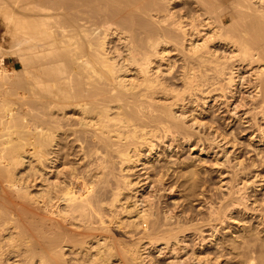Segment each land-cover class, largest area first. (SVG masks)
<instances>
[{
	"label": "bare ground",
	"instance_id": "1",
	"mask_svg": "<svg viewBox=\"0 0 264 264\" xmlns=\"http://www.w3.org/2000/svg\"><path fill=\"white\" fill-rule=\"evenodd\" d=\"M0 15L7 50L22 65L7 72L0 59V88L6 89L0 97V264H157L144 262L152 257L140 252L145 244L160 258L170 254L166 264H205L202 253L180 257L199 221L184 224L170 209L160 215L152 197L122 201L135 186L166 189L174 170L167 164L149 170L156 155L191 143L203 152L186 103L222 99L250 142L264 141V0H0ZM17 88L18 109L7 97ZM220 130L212 143L225 146L229 160L227 147L238 133ZM238 156L235 165L245 169ZM26 162L29 169L17 172ZM210 207L208 220L216 223L206 220L209 239L226 225L229 211ZM196 238L199 248L213 240ZM90 243L87 257L82 250ZM82 245L76 255L85 258L78 259L73 250Z\"/></svg>",
	"mask_w": 264,
	"mask_h": 264
},
{
	"label": "rangeland",
	"instance_id": "2",
	"mask_svg": "<svg viewBox=\"0 0 264 264\" xmlns=\"http://www.w3.org/2000/svg\"><path fill=\"white\" fill-rule=\"evenodd\" d=\"M1 19H2V16H1ZM1 22H2V20L0 21V23ZM3 25H4V22H2V25L0 24V45H2L1 43H3V45H2L3 48H2V46H0V50L3 51V52H1L0 59H1V57L3 59L2 67L3 68L5 67L4 69L8 70L7 72H11V70H13L14 68L20 69L22 67V65H21V62H20L18 56L13 54V53L11 54V52L9 51L12 48L9 47L10 42H8L9 38L7 37V35L5 36L6 33L3 34L5 32V25L4 26ZM1 27H2V29L3 28L4 29L2 30ZM1 33H2V35H1ZM3 36L5 38H3ZM6 39H8V40H6ZM4 40H6L9 43V45H7L6 44L7 42H5ZM4 42L7 46L4 44ZM4 45H5V48H4ZM8 48H9V50H7ZM5 49H6V51H5ZM4 51H5V53H4ZM7 51L9 53H6ZM4 54H6V55H4ZM8 54H10V55H8ZM14 92H15V94L10 93V94H8L7 97H9V99H11V100H12V98L14 99L12 101V103H14L12 105L13 107H15V108L17 107V109L22 108L23 102L21 100L23 98L21 95V89L17 88ZM5 94H6V89L0 88L1 99H2V97L5 98ZM217 95H215V96H217ZM18 97L20 99V103L18 102L19 106L16 103V100L18 101V99H15ZM199 100H198V102H192V104H191V102H189L188 104L186 103V106L184 107V111L186 112L185 114L187 115L186 119H188L187 120L188 124H191V122H192V124L194 122H196L192 126L195 128V129L193 128L194 131L195 130L197 131V129H198V132H199V133H197V136L199 135L198 139L201 140L203 143L204 142L206 143V144L204 143L205 145L203 144V147L201 146V144H200V147L199 146L196 147V148H203L202 149L203 152L200 154L199 149L192 150L191 149L192 146H195L196 143H193V144L191 143V144H186V145L182 144V146H180V148L177 150V152L174 150V152L173 151L163 152V154H161L159 157L156 155L157 157L155 156L151 161L147 162V164H148L147 167H149V170H152L153 167H157L160 165H164V164L166 165L167 164V166L172 167L170 169H173L174 170L173 172H175V170L177 169L175 173L172 172V174H174L177 177L171 176L172 178L170 180H168L169 184L166 186V189L162 190V191L161 190H159V191L157 190L156 192L152 191L153 189L150 188L151 185L150 186L145 185L142 187H136L135 186L134 189L131 191L132 193L129 191L130 193L128 192L126 194L127 196L126 195L124 196L126 198H123L124 200L122 199L123 200L122 202L126 205H130V204H134L136 200H140V198H141V200L143 199V200L147 201V199L149 197L150 198L152 197L151 199L154 198L153 199L154 204L156 202V206L159 207L160 215L161 214L164 215L163 214L164 211H167L170 209L169 211H171V213H172L171 216H174V217L176 216L175 219H177V217L179 216L180 221H182V223L184 222V224H187V221H189L190 223L189 222L188 223L190 225H194V222L196 225H198L197 223L199 221V225L196 227L197 232L194 229L195 232L193 230H192L193 232H191V230H190L189 231L190 234H189V232L186 234L187 240H186L185 244H188L187 247H189V248H187L185 250L186 256L184 253H183V255L180 256L182 259L183 258L185 259L187 257V255L190 256V254H192L194 252L195 254H198V255L202 253L201 254L202 257L205 256V257H203L205 261L202 260V262L205 264H245V263L250 264L251 261L249 260L248 256L252 255L251 254L252 251L249 250L247 252L244 248H245V246H249V248L254 247V246H251V243L254 242V243H252V245H255V247L251 248V249H254V252H252L254 255L250 256V259L252 260L251 264H264V163L262 162L264 158L262 159V161H260L261 158L264 157V156H262V155H264V141L261 142L260 137H257V138L255 137L250 142V140L248 139L249 138L248 136H250V134L247 132V130L245 131L246 132V134H245V132H244L245 129L243 130L244 123L240 122V120H234L232 122L231 121L232 119L228 118L229 113L228 112L226 113L225 103L223 102L224 100L218 98V100H217L218 103H216L217 105H215V103L212 105L213 100L209 101L208 103L211 102L210 104H208L209 106L208 105L203 106V104H202L203 100L201 98H199ZM193 103H195V104H193ZM218 105H221V109H219L217 107ZM10 106H11V104H10ZM217 108H218V111H217ZM245 125H246V123H245ZM198 127H200V128H198ZM232 127L234 128V132L236 134L238 133V135L235 134L236 137H238V138L235 139L236 145L233 144L234 142L231 143L232 146L235 145V148H233L231 145H229L227 147V149L229 150V151L228 150L227 151L230 154V156H229L230 159L226 160L225 159L226 156H225V154H223L224 149L221 150L225 146H220V148H218L215 145L216 141H215V143H212L214 141L211 138H214V135H217V133L214 134L215 131L220 130V129H224L225 131L220 130L219 132L221 133L223 131L224 134H227L226 132L229 133V129H230V131L233 130ZM209 131H210V133H209ZM209 135H212V137ZM197 136H196V138H197ZM206 137L208 139H206ZM229 137L231 138V136H229ZM220 139H221V137L218 138V141ZM223 143L221 142V144H223ZM256 152H258V155H256ZM259 153H262L261 154L262 157L260 156ZM234 156L235 157L238 156V159L243 160L244 163L246 162L244 164L245 169H243V167L241 168V166H239V165H235V164H237L238 160H236ZM255 156H257V157H255ZM254 158H256L257 161ZM257 158H259V162H258ZM180 161H181V163H180ZM226 161L227 162L232 161V163H234V164H232V163L230 164V162L227 163ZM254 161L257 163L254 164L255 163ZM171 163H173V164H171ZM251 164H254V165L251 166ZM233 165L235 167L239 166L241 168V170L243 169L242 170L243 172L239 171L240 168L238 169V167H237V169L239 172H236L237 170L234 171L236 168ZM151 166H153V167H151ZM21 167L23 170L20 169V167H19L16 171L17 172H20V171L24 172V170L27 171V169H29V164H27V162H26V164H24ZM191 167L192 168L194 167L196 170L193 168L194 171H192ZM178 169L182 170V174L181 173L177 174V172H180ZM188 169H189V173H191L192 175L188 173ZM184 170H186L187 173ZM29 171H31V170H29ZM138 171L139 170H136V172L134 171V173L138 174L137 173ZM141 172H143V171H140V173ZM194 172H195V174H194ZM235 172L238 174L236 175ZM179 174H180V176H179ZM182 175H184L186 177V179L184 176H183L184 177L183 178ZM193 176H195V177H193ZM135 177L136 176H134V178ZM178 177L181 179L180 180L177 179ZM0 178H2V176H0ZM194 178H195V180H194ZM183 181H184V183H183ZM2 182L3 181L0 180V190L2 187L1 186ZM171 182L173 184H171ZM192 182L195 185H193ZM169 185L171 187L175 186L176 189L174 187V189L172 190L173 192L168 190ZM188 186H190V187H188ZM181 187H183V188H181ZM231 188H233V189L231 190ZM182 190L183 191L185 190L184 191L185 194ZM136 191H138V193H136ZM231 191H233L234 193ZM1 192H2V190H1ZM1 192H0V195H2V196H0V197L4 200V195L2 194L3 192L2 193ZM150 192H152V193H150ZM153 192L155 194L157 193V195L155 196L157 198L154 197ZM159 192H161V193L159 194ZM229 192H231L232 194H230ZM134 195L137 196L135 199H133ZM231 195H233L232 201L235 203L237 201L235 199V197H237V199L239 197L238 200H241V198L243 197L242 199L244 201L241 200L240 202H245V206L247 209L245 208L243 203H241L242 206H241V204H240V206L234 204L230 199ZM146 196H148V197L146 198ZM233 199H235V200H233ZM3 200H1V202ZM229 200H230V202H229ZM138 204H140V203H138ZM211 204H213V206H215V208L217 207L216 209H218V208H220V206H222V208L229 210V211H224V209L221 208V210H223L224 212H226V214H228V218H227L228 220L226 219V225L224 224L223 226H221V224H220L218 226V227H220L219 228L220 232L218 230L217 236L211 237V239H213V240L209 239L210 237L207 235V234H209V230H208L209 228L208 227L210 225H208L206 223L207 222L206 220H208V218H209L208 215L210 213V211L208 213V210H210V209H208V206H209V208H211L210 207ZM227 204L229 207L227 206ZM232 204H233V206H232ZM223 206H225V207H223ZM226 206H227V208H226ZM230 206H232V209L230 208ZM236 206H239V207H236ZM212 208H214V207H212ZM171 209L172 210L174 209V210L172 211ZM230 212H232V213H230ZM123 214H121V215L118 214L117 218H120L121 220L122 219L128 220L127 215L122 216ZM187 214H189V215L187 216ZM206 215H207V218H206ZM180 217H183L185 220L183 218L181 219ZM229 217H230V219H229ZM190 219H193V222H192V220L190 221ZM202 220H204L205 222H203ZM209 220H210V218H209ZM210 222H212V223H210ZM213 222L214 221H209L208 223H210V224L216 223V222L215 223H213ZM200 223H201V225H202V223H204V224L201 226ZM189 224H187V225H189ZM193 227L195 228V226H193ZM190 229H191V227H190ZM199 229L203 230V233L198 232ZM114 231H115L114 232L115 235H117L118 237H122L121 232H117L116 230H114ZM252 231H254V232H252ZM118 233H120V235ZM199 233H201L202 235L201 234L199 235ZM241 234H242V236H241ZM196 236L198 238H199V236L207 237L208 239L206 238V240H211V242L210 243L208 242L207 245L206 244H205V246L202 245L203 247L199 248L197 246V242H196L199 239H197ZM243 237H245V238L249 237V239H251L252 242L249 241V245L246 243V245L244 244V246H243V243H244L243 241L249 240V239L243 240L244 239ZM236 239H237V241H236ZM232 241H233V244H241L243 242L241 245L244 248H241V249L240 248H234L233 249L234 246L231 243ZM91 243L93 244V242H91ZM91 243L89 245H87L88 249L85 245H84L85 247L82 245V246H80V248H78L79 247V245H78V247L73 250V252L75 254L72 252L71 255L72 254L76 255L77 252H79L80 249L82 250L84 247V249L82 251L83 252L85 251L87 254L85 252H84V254H86L87 257H89L88 256V250H89V246L91 245ZM182 244H184V243H182ZM230 244H232V245H230ZM141 245H143V244H141ZM145 245H143L140 248V250H141L140 252L143 253L144 257L147 256L149 254V252H151V256H152V257L146 258V261H144L145 263L150 262V260L152 259L157 264H166V262L171 261L173 259V258H170L171 257L170 254H166V255L162 254L161 258H160V256H158L159 253L157 252V250L150 251L151 249H145V248H147ZM235 249H238V250L240 249V250L238 251ZM244 252H245V255L249 254V252H250V254L247 256L248 259L243 254ZM238 254L240 256H238ZM71 255H69L68 258H70ZM74 255H72V256H74ZM78 255H80L79 258H78ZM78 255H76L78 259H81L82 258L81 256H83L85 258V256L82 255V252H80V254H78ZM76 256L73 258H76ZM243 257L246 258L247 260L244 259ZM251 257L254 259H252ZM73 258H72V261H75V259H73ZM149 258H151V259L148 260ZM201 258H197V260L201 259ZM239 259H240V261H239ZM12 261H14V259H11L8 264H10ZM16 261H15V263H16ZM248 261H250V263ZM4 264H7V263L4 262Z\"/></svg>",
	"mask_w": 264,
	"mask_h": 264
}]
</instances>
